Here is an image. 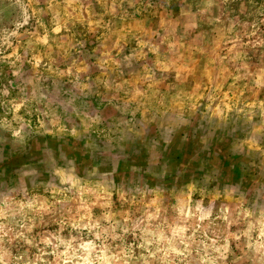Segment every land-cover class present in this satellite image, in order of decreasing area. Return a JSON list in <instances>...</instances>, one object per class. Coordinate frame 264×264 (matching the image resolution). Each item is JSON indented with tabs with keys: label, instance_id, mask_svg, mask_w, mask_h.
I'll return each mask as SVG.
<instances>
[{
	"label": "rangeland",
	"instance_id": "374dc122",
	"mask_svg": "<svg viewBox=\"0 0 264 264\" xmlns=\"http://www.w3.org/2000/svg\"><path fill=\"white\" fill-rule=\"evenodd\" d=\"M37 1L0 0V164L9 136L69 113L68 65L112 60ZM116 3L155 31L113 58L148 68L156 121L183 126L182 161L0 165V264H264V0Z\"/></svg>",
	"mask_w": 264,
	"mask_h": 264
},
{
	"label": "crops",
	"instance_id": "0c3cea01",
	"mask_svg": "<svg viewBox=\"0 0 264 264\" xmlns=\"http://www.w3.org/2000/svg\"><path fill=\"white\" fill-rule=\"evenodd\" d=\"M117 1L119 0L37 1L59 26L68 24L70 27H79L82 24L90 38L102 44L106 42V45L100 46L99 51L103 56L111 54L112 60L73 62L68 65L72 78L66 79L64 83H71L69 99L64 97V101L69 100V113H63L62 118L27 141H18L9 136L5 142L7 158L0 165L11 167L29 162L28 166H32L31 164L49 161V165L54 166L55 162L66 160L77 167L82 161L91 164L94 158L108 160L109 154L124 159L128 153H137L147 159L153 149L159 152L163 161L173 158L177 160L178 157L182 161L184 149L174 150L172 143L181 140L183 146V126L173 129L170 125H162L156 121L159 117L153 112L149 100L153 84L148 68L141 65L135 67L131 75L124 74L123 65L116 57L113 58L118 56V49L126 40L130 48L136 50L137 43L133 41H142L144 36L155 33L151 28H137L135 24L143 21L138 17L129 18L116 14L119 7ZM144 19L150 21L147 17ZM173 22L174 18H170L165 25ZM197 33L201 35L198 31ZM182 34L189 37L186 31ZM170 53V60L176 65L175 68L182 70L183 62L180 68L173 59V51L170 50ZM160 67L161 64L156 62L151 69L158 70ZM65 69L66 67L63 70ZM14 145L21 148V151H17ZM43 163L39 166L48 164Z\"/></svg>",
	"mask_w": 264,
	"mask_h": 264
}]
</instances>
